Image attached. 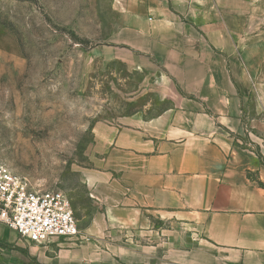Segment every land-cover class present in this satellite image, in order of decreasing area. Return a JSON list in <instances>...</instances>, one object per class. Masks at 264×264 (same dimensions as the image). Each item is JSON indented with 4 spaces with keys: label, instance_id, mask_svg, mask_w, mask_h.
Here are the masks:
<instances>
[{
    "label": "crops",
    "instance_id": "1",
    "mask_svg": "<svg viewBox=\"0 0 264 264\" xmlns=\"http://www.w3.org/2000/svg\"><path fill=\"white\" fill-rule=\"evenodd\" d=\"M114 1L124 21L110 41L172 103L104 131L86 172L95 212L79 237L20 242L26 254H12L22 264H264L259 0Z\"/></svg>",
    "mask_w": 264,
    "mask_h": 264
},
{
    "label": "rangeland",
    "instance_id": "2",
    "mask_svg": "<svg viewBox=\"0 0 264 264\" xmlns=\"http://www.w3.org/2000/svg\"><path fill=\"white\" fill-rule=\"evenodd\" d=\"M122 16L114 0H0V162L37 189L62 191L77 223L95 212L86 172L104 131L172 103L110 41ZM255 22L264 29V0ZM5 229L0 264H22L11 251L26 254L18 244L29 242Z\"/></svg>",
    "mask_w": 264,
    "mask_h": 264
},
{
    "label": "built area",
    "instance_id": "3",
    "mask_svg": "<svg viewBox=\"0 0 264 264\" xmlns=\"http://www.w3.org/2000/svg\"><path fill=\"white\" fill-rule=\"evenodd\" d=\"M0 223L29 243L77 238L81 231L69 199L60 190H41L0 162Z\"/></svg>",
    "mask_w": 264,
    "mask_h": 264
}]
</instances>
